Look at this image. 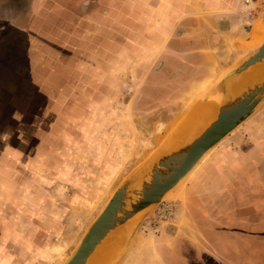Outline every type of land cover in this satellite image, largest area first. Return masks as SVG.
Segmentation results:
<instances>
[{"label":"rangeland","instance_id":"obj_1","mask_svg":"<svg viewBox=\"0 0 264 264\" xmlns=\"http://www.w3.org/2000/svg\"><path fill=\"white\" fill-rule=\"evenodd\" d=\"M97 1L63 47L57 34L9 31L25 2L0 0V48L16 57L0 66V264H66L117 190L149 179L187 111L207 107L223 74L259 47L250 34L264 25V0H176L172 16L150 1L142 18L125 0ZM191 40L205 70L170 58L172 43ZM190 71L203 75L178 79ZM232 213L264 222V100L91 264L112 252L108 264H264V225L248 236L224 223ZM184 240L194 245L186 256ZM57 246L65 253L52 262Z\"/></svg>","mask_w":264,"mask_h":264},{"label":"water","instance_id":"obj_2","mask_svg":"<svg viewBox=\"0 0 264 264\" xmlns=\"http://www.w3.org/2000/svg\"><path fill=\"white\" fill-rule=\"evenodd\" d=\"M263 63L264 44L235 65V69L232 67L231 72H226L224 78H220L216 90L217 96L221 97L217 120L186 147L168 153L161 150L149 179L142 182L141 188L136 189V200L130 204L125 202L130 193V183L117 190L66 264H88L98 248L107 240L110 242L117 230L150 208L160 205L212 150L252 117L264 100V79L254 82L240 94L233 93L232 86L236 79ZM146 216H143L142 221ZM105 245L108 246V242Z\"/></svg>","mask_w":264,"mask_h":264},{"label":"crops","instance_id":"obj_3","mask_svg":"<svg viewBox=\"0 0 264 264\" xmlns=\"http://www.w3.org/2000/svg\"><path fill=\"white\" fill-rule=\"evenodd\" d=\"M23 1L25 2V7H24L25 11L23 13L24 15H22V18L13 19V20L11 19L10 21L7 22V24L9 25L8 28H10L9 31L13 32L14 34L22 33L20 31L37 32V33L40 32V34L45 35V37H47L50 34H57V39H58L57 41H61L62 42L61 46L63 47H72L73 44L71 45L72 41L70 39L74 37L76 42L77 37L81 35V30H80L81 26L78 24V22L80 21V16L83 15L85 18H88L87 21L90 23L91 22L90 18L94 16L93 12L95 9H97L99 5L97 0H23ZM125 1H127V6H129L130 9H132V15H135L138 18H142L145 16L146 9L150 10V5H149L150 1H153V5L158 7L157 9L158 14L161 13V9H165L167 7V4L168 6H170L169 8L170 12L168 13V16L169 15L172 16L176 13V7H175L176 3H174L176 2V0H147L148 1L147 6L145 4L146 0H125ZM222 1L227 2L229 0H222ZM111 2L112 0H105V3H107V5L111 4ZM97 10L95 11V14ZM182 31L184 32V30ZM188 32L191 33L192 31H188ZM8 39L10 38H7L6 40ZM198 42L199 41L191 40L190 42L184 44H177L178 42L177 43L175 42V44L172 43L171 46L169 47L171 60L178 63L177 66L180 67L189 65L190 67L189 66H188L189 68L187 67L188 70H193L194 67L195 69L205 70L207 67V62L203 64V62L201 61L202 56L201 54L198 53V48H199ZM4 47L8 49L7 45H4ZM0 52H1L0 53L1 56H3L0 59V66L10 65L16 59L15 54L14 53L11 54L10 51L7 50L5 51L0 48ZM172 61H170L171 62L170 67H173ZM194 73L196 72L190 71L187 72L185 76H184V72L179 73L178 76L180 77L178 79H182V78L195 79ZM201 74L196 73L197 78L203 75ZM262 220H264V218ZM224 223L230 225L231 227H237V228H240L241 226L248 227V232L246 233L248 234V236H251L252 233L251 230L253 229L252 227H255L256 225H264V222H260V220L258 221L253 220V218L251 217H249V220L247 222L243 223L240 221V219L235 217V214L233 213L232 215H230V217H228L224 221ZM245 227L244 229H241L243 231H238V232L240 234L245 233L244 232ZM232 232L233 231L229 233ZM199 239L200 241H203L202 236L199 237ZM184 241L185 242L180 245L179 250L180 252H182L183 256H186L188 255L187 253L190 250L191 251L194 250L193 249L194 245H190L189 242H186L187 240ZM175 245L176 242L174 246ZM200 252L202 251L200 250Z\"/></svg>","mask_w":264,"mask_h":264},{"label":"bare ground","instance_id":"obj_4","mask_svg":"<svg viewBox=\"0 0 264 264\" xmlns=\"http://www.w3.org/2000/svg\"><path fill=\"white\" fill-rule=\"evenodd\" d=\"M249 44L250 46H259V47L264 44V25L263 24L257 23L254 25V28L250 34ZM235 68L236 67H234L233 69ZM233 69H230L226 74L231 72ZM226 74L223 75L222 78H224ZM262 79H264V63L253 67L247 73L243 74L241 77L236 79L233 83L232 91L233 93L240 94L245 89H247L251 84H253L256 81H260ZM209 86H211V84L207 86H203L202 91L204 93L206 91H209L210 90V89L208 90V88H210ZM209 102L210 104L201 110L191 111L189 109L187 113L185 114V116L182 118V120H180L179 122L177 121L178 122L177 126H175V128L172 130V136L170 135L171 139L168 137L171 140V142L169 141L170 142L169 145H167L162 152L168 153L172 151L173 149H179L184 146L186 147L191 141L201 136L206 131V129L209 128L217 120L219 111H220L221 97L217 96L216 98L210 100ZM190 107H192V105H190ZM147 146H149V144L146 145L144 144V142L143 144L139 143L138 146L136 145L134 155L136 156L140 155V153L142 152V149ZM139 148L141 149V152ZM136 191H137L136 189L130 190V193L128 195V200L125 201L127 204H130L131 201L136 200V197L134 195ZM107 242L108 240L105 242V244ZM104 245H101L98 248L97 252L94 254V256H92L88 264H91L93 259L96 257L98 252L104 247ZM65 249L66 247L63 248L62 246H57L53 251L54 256H53L52 262L60 259L64 255ZM113 254H114L113 252L108 253L104 256L106 258H99V260L96 259L94 261L95 263H92V264H107L110 257L113 256Z\"/></svg>","mask_w":264,"mask_h":264},{"label":"clouds","instance_id":"obj_5","mask_svg":"<svg viewBox=\"0 0 264 264\" xmlns=\"http://www.w3.org/2000/svg\"><path fill=\"white\" fill-rule=\"evenodd\" d=\"M13 119H16V120H22L23 117H22V115H20L19 113H14V114H13Z\"/></svg>","mask_w":264,"mask_h":264},{"label":"built area","instance_id":"obj_6","mask_svg":"<svg viewBox=\"0 0 264 264\" xmlns=\"http://www.w3.org/2000/svg\"><path fill=\"white\" fill-rule=\"evenodd\" d=\"M248 1V0H247Z\"/></svg>","mask_w":264,"mask_h":264}]
</instances>
